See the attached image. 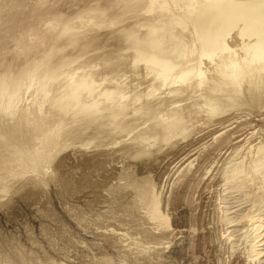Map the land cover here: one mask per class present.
<instances>
[{
    "label": "bare ground",
    "instance_id": "1",
    "mask_svg": "<svg viewBox=\"0 0 264 264\" xmlns=\"http://www.w3.org/2000/svg\"><path fill=\"white\" fill-rule=\"evenodd\" d=\"M103 72L104 82L126 77L101 92ZM33 78L40 100L32 94L34 110L26 101L21 109ZM83 90L89 96L79 100ZM69 147L87 167L140 174L131 200L117 192V208L151 239L116 264H160L186 241L217 248L200 210L218 189L231 183L264 203V0H0V200L27 176L42 192ZM250 212L240 218L250 249L231 250L227 264H264V222ZM100 236L129 239L118 230Z\"/></svg>",
    "mask_w": 264,
    "mask_h": 264
},
{
    "label": "rangeland",
    "instance_id": "2",
    "mask_svg": "<svg viewBox=\"0 0 264 264\" xmlns=\"http://www.w3.org/2000/svg\"><path fill=\"white\" fill-rule=\"evenodd\" d=\"M123 46L124 45H122V47ZM31 59H33V57ZM90 65L91 64L87 65L86 67H88L89 69ZM96 66L100 65L97 64ZM77 67L79 68L80 66L76 65L75 68ZM82 68H85V65L84 67H81V70ZM85 69L88 70L87 68ZM84 73L86 74V72ZM99 75L101 76V79H108V77H105L106 72L100 73ZM100 76H97V79H100ZM124 77L123 80H121L122 78L120 79V77L117 78L118 82L123 83ZM33 79L32 82L29 81L28 83L32 86L30 85L29 87V85H27L28 89L31 88L33 91L29 89L27 92L26 89V91L23 92L24 96L22 97V99L20 97V101H22L20 103L22 104L21 106L20 104L18 106L20 108L22 107L21 109L24 108V103L26 101L30 104L29 109L33 111L35 104L33 102L30 103L29 101H32L34 99L33 101L37 102V100H40L41 96H38L39 94L36 93V89H38V87L39 89H41V86L39 84L41 82L39 79V82L36 81L37 79H34L36 82ZM99 79L97 81L104 84L102 85L98 83L102 86V89L101 87H99L101 89V92H103V89H105L106 87L109 89H113V87L115 88L116 84H119L116 81V78L115 81L114 79H112V81L106 80V82L108 81L107 83L104 82L105 79ZM112 82L113 85L111 84ZM32 83H34L35 85L33 86ZM84 91L85 90L81 91V95L83 96H81L79 100H81V98H83L82 100H85L84 96H89H87L86 92ZM95 91L96 94L100 93V90L98 91V89H96ZM25 92H27L28 95ZM30 94L31 98H29ZM32 94L33 96L37 97L34 98ZM96 97L98 99V96ZM85 138H83L84 141L87 140V138ZM83 139L77 141L79 142ZM76 146H79V144H76L75 147ZM71 147L65 150H68L67 152L62 151V154L59 153L58 157L56 156L55 160L52 162L50 169L51 171L49 170L48 175L44 177L45 186H47L44 187V190L42 192L31 189V181L29 179H31L32 176H27L15 180V183L13 182L9 187L8 196L4 197L5 200L4 198L0 200V264H89L91 263V261L96 262L99 261V259L101 260V258L103 260L109 259L110 262L116 264L120 261V259L125 260V258H128V256H130V253L134 250V248L138 247V245H142L146 240L151 239L149 237H143L139 233L134 232V223L130 222L131 216L128 213V215H125L124 213H122L123 211H119V209L117 208V192L122 190V192L129 196V200H131L132 196H134L132 188L133 178L136 175L140 176V174H138V172H133L132 170V173L124 170V172L122 173L123 175L121 173H117L118 177H115L116 172L113 171L114 165H107L106 168L103 169H93L87 167L83 164L79 156L80 153L77 150L75 151V148ZM70 149L71 151H69ZM73 149L74 151H72ZM62 162H64L63 166L60 165V163ZM105 174L107 181L106 183H103L102 181L105 177ZM129 178L130 181L128 180ZM263 182L264 181L262 180V188L264 187ZM222 186H224L223 183ZM161 187L163 189H161ZM164 188V182L161 181V184L156 189L158 192L162 193L165 191ZM215 195L216 199L215 197L213 198V203L210 204L206 209L202 208V210L200 211L203 214L202 218L205 222V226L207 228H210V230L214 233L215 240L213 239V242H219L220 240L219 243L221 245L218 244V242H214L215 247H217L213 249L215 252L209 247V249L207 247H203L201 250L197 251L195 248V242L186 241L185 243L188 242L190 247H188V244L183 245V242L180 245L182 248L180 252V250H176L175 246L171 244L170 247L172 253L171 251H167L165 253V250L164 253L168 256L166 257L164 253L163 255L165 256H162L164 260H166L165 258H167V260H163L160 264H222L223 262H225L224 264H227L226 260L229 259V255L232 253V251L238 250L240 248L241 251H245V248L250 249V241L248 240L253 239V237H250L251 239L248 238L246 240L243 237L242 238L244 240L241 238V235L246 231L249 224L246 221L244 223L240 218L244 216V210L246 209L251 211V215L253 214V216H255L254 219H257L256 217H258L263 220H261V222H264V203L257 202L253 197L251 198L253 199L252 201L251 199L245 198L231 183H229L228 185L226 184L221 189H218ZM247 202L249 205L247 204ZM229 207L235 208L233 210H229ZM166 209L167 213H171L170 209ZM232 211L238 212L232 213ZM189 212L191 213H187L186 217L188 218L189 216V219H192V221L194 222L193 219L196 217V215L198 216V210L193 208V210ZM258 213H260L261 215ZM231 219L234 221V223H231ZM241 221L242 223H239ZM231 226L235 227L232 228ZM195 227L197 228L198 226ZM101 230H118V232L128 235L129 239L123 243L122 241H120L122 244L121 245L119 241H114L112 238H102L100 236V233L102 232ZM235 230L237 232H235V234L233 233V235H230V231ZM136 237L138 239H136ZM221 240H223L224 243ZM132 241L136 242V245L132 243ZM131 246H133V249L130 248ZM167 246L169 247V245ZM173 246L174 248L172 249ZM168 247L167 250L170 249V247L169 249ZM186 248H189L190 251L188 252V255L187 253H185L187 252ZM126 249L129 252H127ZM174 249L177 251V253H179H176L178 256L175 255ZM192 251L194 252L191 254ZM246 252L247 251H245V253ZM114 253H117V255L115 256ZM125 253H129L128 256L127 254L125 255ZM168 253H174V256ZM203 254H205L204 256L206 257H204ZM227 254L228 257L226 256ZM209 255L212 256L210 257ZM153 256L150 257L153 258ZM197 256H200L199 258L204 257L205 259H198ZM214 256L220 259H213ZM186 257H190V259L194 257V260H190L189 258L186 259ZM170 259L171 261L174 259L172 261L173 263H171ZM178 259L180 260L178 261ZM127 260L126 262H128ZM201 260H203L204 263ZM218 260H220L221 262H219ZM195 261L198 262L195 263ZM148 262L150 264L152 261L148 260ZM127 264H130V260Z\"/></svg>",
    "mask_w": 264,
    "mask_h": 264
}]
</instances>
